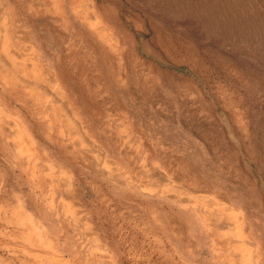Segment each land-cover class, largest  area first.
I'll use <instances>...</instances> for the list:
<instances>
[{
  "label": "clouds",
  "instance_id": "clouds-1",
  "mask_svg": "<svg viewBox=\"0 0 264 264\" xmlns=\"http://www.w3.org/2000/svg\"><path fill=\"white\" fill-rule=\"evenodd\" d=\"M0 264H264V0H0Z\"/></svg>",
  "mask_w": 264,
  "mask_h": 264
}]
</instances>
